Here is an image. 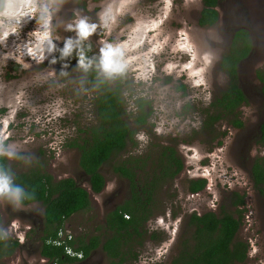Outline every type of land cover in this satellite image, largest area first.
<instances>
[{
    "label": "rangeland",
    "instance_id": "rangeland-1",
    "mask_svg": "<svg viewBox=\"0 0 264 264\" xmlns=\"http://www.w3.org/2000/svg\"><path fill=\"white\" fill-rule=\"evenodd\" d=\"M85 3L86 0H61L59 11L52 20V26L56 29L52 39L55 48L49 53L45 46V58L39 64L26 54L25 47L34 42L28 33L36 26L35 19L27 20L22 33L19 31V35H10L0 43V100L7 101L18 91H23L22 100L26 101L15 112L14 118L9 107L0 105V121L8 120V130L12 133L10 139L4 142L5 148L19 157L9 161L11 171L24 170L37 162L55 178L70 176L77 183L87 186V174L78 165V150L66 142L68 138L76 136L77 127L94 121L93 104L87 109L90 119L85 116V108L81 107L63 118L50 120L55 105L47 109V116L43 107L46 101L66 95L67 89L83 76L76 70L74 53L73 56L61 58L60 49L63 48L64 39L75 37V33L63 28L74 12L88 14L95 20L98 9L89 14ZM143 3L153 15L162 8L160 0H143ZM200 7L201 0H189L186 7L183 0H174L166 28L172 32V40L175 41V29L184 26L198 54L205 51L213 54V63L205 73L211 100L227 81L225 71L218 65L221 54L227 51L237 27L247 31L250 49L236 67L238 85L245 96V101L236 108V115L242 124H231L228 119L231 115L224 114L208 123L207 114L213 112V107L203 103L202 93L199 99H191L193 91L178 82L174 90L187 98V118L197 123L198 127L192 128L189 123L184 134L167 137L152 135L149 129L152 140L142 153L137 152L138 144L132 138L134 144H128L122 152L110 155L99 166L105 179L102 189L96 193L89 191V207L69 215L62 224L61 235L70 234L73 237L82 233H101L104 213L128 195L127 179L112 170V165L119 160L126 156L139 158L137 163L140 167L136 169V179L139 181L152 171L158 172L160 150L166 146L171 147L173 154L181 161L177 173L162 178L154 187L151 213L144 222L145 232L140 237V243L133 246L136 258L120 264H168L181 241L189 238L191 225L187 222L188 214L207 209L217 211L219 207L230 209L228 203L233 191L243 195V202L239 205L240 224L235 237L246 243L244 264H264V193L252 186L249 176L252 157L264 156V144L256 142L258 124L263 115V99L254 74L255 68L264 70V0H216L217 18L210 25L197 23ZM56 36L60 39H56ZM16 56H21L29 67L18 64ZM53 59L56 62L50 63ZM49 72H54L55 77H49ZM62 72L66 75H62ZM61 84L66 85L62 91L57 89V85ZM195 92L199 93L200 90ZM37 104L41 107L31 112L30 109ZM12 107H17L14 100ZM37 116L39 122H36ZM0 127L3 125L0 124ZM24 138L29 140L26 145L20 143ZM196 177L205 179L204 186L195 193H188L187 181ZM22 205L24 207L15 211L11 204L0 205L1 233L16 221L19 225L16 231L24 235V243L11 254L0 256V264H50L38 254L37 235L42 226V205L39 202ZM8 237L15 238V233ZM61 264L110 263L97 246L85 257Z\"/></svg>",
    "mask_w": 264,
    "mask_h": 264
},
{
    "label": "clouds",
    "instance_id": "clouds-1",
    "mask_svg": "<svg viewBox=\"0 0 264 264\" xmlns=\"http://www.w3.org/2000/svg\"><path fill=\"white\" fill-rule=\"evenodd\" d=\"M61 0H0V43L10 35H18L22 22L36 20V26L28 35L33 38L31 46L26 45V54L38 64L44 60L45 46L51 53L56 29L52 26L53 15L59 11ZM162 8L153 15L143 0H86L87 13L94 9L95 20L90 15L74 12L70 22L63 25L65 31L75 33L63 41L61 58L73 56L76 70L83 73L76 84L67 89V94L57 96L55 100L45 102L47 109L55 105L49 119L63 118L81 107L90 119L87 109L101 98L112 97L122 108L123 116L132 127V138L138 144V153H142L157 137L179 136L191 123L198 127L186 115V97L174 90L179 84L193 91L191 99H199L202 93L205 105L211 102L209 84L205 73L212 65L214 56L205 51L198 54L184 26L175 29L176 40L167 30L166 21L173 12L174 0H160ZM189 0H183L186 7ZM60 25H57L59 27ZM60 39L59 36L55 37ZM182 40V42H181ZM23 55V54H21ZM18 64L24 68L21 56H16ZM55 59L50 63H55ZM64 67H67L65 65ZM66 75V73H61ZM55 77L54 72L48 73ZM66 85H57L64 90ZM195 90H200L196 93ZM23 91H18L0 105L9 107L14 114L26 101L22 100ZM17 107H12V101ZM41 105L30 109L35 112ZM39 122V116L36 118ZM0 157L9 161L19 159L14 151L5 148L4 142L12 133L8 130V120L0 121ZM151 134H149V130ZM28 144V139L20 141ZM25 199L20 186L13 183L10 175L0 169V205L11 204L13 210L24 207ZM30 199V198H29ZM19 225L13 221L3 230V237L15 233L19 243H24V235L16 231Z\"/></svg>",
    "mask_w": 264,
    "mask_h": 264
},
{
    "label": "trees",
    "instance_id": "trees-1",
    "mask_svg": "<svg viewBox=\"0 0 264 264\" xmlns=\"http://www.w3.org/2000/svg\"><path fill=\"white\" fill-rule=\"evenodd\" d=\"M216 0H201L197 16L199 25H210L217 18L214 7ZM250 40L247 31L237 27L226 52L218 60V65L227 75L224 87L213 96L210 105L213 112L207 114L208 123L221 115H231L229 122L241 126L242 121L236 115L237 106L245 101V96L238 85L236 67L238 61L247 55ZM255 76L260 82L259 91L264 102V70L255 68ZM95 118L84 127H77L76 136L68 138L66 144L78 150V165L87 174V183L91 192H99L105 182L99 166L110 155L122 152L126 145L134 144L132 127L123 117V110L114 98H101L93 104ZM256 142L264 144V104L263 116L259 121ZM161 160L158 172L152 171L143 180L136 179L139 158L126 156L112 165V170L125 177L128 182V195L104 213L101 233L77 234L64 236L60 243H55L57 232L64 220L77 210L89 207V191L70 176L53 177L39 163L21 171H11L6 158L0 157V169L10 175L13 183L20 186L25 199L22 204L39 202L42 205V222L37 239L38 254L50 264H61L79 259L65 252L68 245L79 250L81 257L88 255L99 246L110 264H120L136 258L134 244L140 243L145 232L144 222L149 217L152 207V193L157 182L171 177L181 168V161L173 154L171 147L160 150ZM250 179L253 187L264 193V156L255 155L250 166ZM203 177L189 178V191H196L204 186ZM229 201L230 209L219 207L217 211L204 210L188 214L187 222L191 225L189 238L182 240L175 255L168 264H244L246 243L235 237L240 224L243 195L236 191ZM30 198V199H29ZM154 237L153 233H149ZM21 243L16 238L3 237L0 231V256H7ZM157 264V263H154Z\"/></svg>",
    "mask_w": 264,
    "mask_h": 264
},
{
    "label": "built area",
    "instance_id": "built-area-1",
    "mask_svg": "<svg viewBox=\"0 0 264 264\" xmlns=\"http://www.w3.org/2000/svg\"><path fill=\"white\" fill-rule=\"evenodd\" d=\"M60 233H62L61 228H59V230L57 232L58 238L55 239V241H54L55 243H60L64 236H66V238L71 237L70 234L61 235ZM64 250L67 254L76 256L77 258H80L82 256V254L79 250H74L72 247H70L68 245L64 246ZM42 259H45V258H42ZM51 264H55V263L52 262Z\"/></svg>",
    "mask_w": 264,
    "mask_h": 264
},
{
    "label": "flooded vegetation",
    "instance_id": "flooded-vegetation-1",
    "mask_svg": "<svg viewBox=\"0 0 264 264\" xmlns=\"http://www.w3.org/2000/svg\"><path fill=\"white\" fill-rule=\"evenodd\" d=\"M214 7H215V5H214ZM200 8H201V7H200ZM215 9H216V8H215ZM198 14H199V12H198ZM24 26H27V23H26V24H21V27H20V29L18 30V32L20 31L19 33H22V29H23ZM18 35H19V34H18ZM259 68H260V67H259ZM254 74H255V73H254ZM255 77H256V76H255ZM256 79H257V78H256ZM257 80H258V79H257ZM258 81H259V80H258ZM259 87H260V82H259ZM261 96H262V95H261ZM263 104H264V102H263ZM262 116H263V115H262ZM258 125H259V124H258ZM253 157H254V156H253ZM253 157H252V158H253ZM6 163H7L8 167H9V164H8V163H9V160L6 159ZM251 163H252V160H251V162H250V166H251ZM249 174H250V168H249ZM250 180H251V179H250ZM104 183H105V182H104ZM251 183H252V180H251ZM252 186H253V183H252ZM202 188H203V187H202ZM202 188H201V189H202ZM198 190H200V189H198ZM198 190H196V191H189V190L187 189V191H189L188 193H195V192H197ZM256 190H257V189H256ZM190 213H191V212H190ZM190 213H189V214H190ZM197 214H198V213H197ZM37 236H38V235H37ZM80 258H82V257H80ZM80 258H79V259H80Z\"/></svg>",
    "mask_w": 264,
    "mask_h": 264
},
{
    "label": "water",
    "instance_id": "water-1",
    "mask_svg": "<svg viewBox=\"0 0 264 264\" xmlns=\"http://www.w3.org/2000/svg\"><path fill=\"white\" fill-rule=\"evenodd\" d=\"M82 186H83V185H82ZM85 187H86V188L88 189V191H90V190H89V186H88V183H87V186H85ZM93 193H94V192H93ZM41 216H42V215H41Z\"/></svg>",
    "mask_w": 264,
    "mask_h": 264
}]
</instances>
